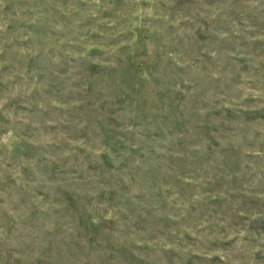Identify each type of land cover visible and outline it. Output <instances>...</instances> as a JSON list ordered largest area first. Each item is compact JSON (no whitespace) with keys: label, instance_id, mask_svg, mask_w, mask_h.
I'll return each instance as SVG.
<instances>
[{"label":"rangeland","instance_id":"obj_1","mask_svg":"<svg viewBox=\"0 0 264 264\" xmlns=\"http://www.w3.org/2000/svg\"><path fill=\"white\" fill-rule=\"evenodd\" d=\"M0 264H264V0H0Z\"/></svg>","mask_w":264,"mask_h":264}]
</instances>
